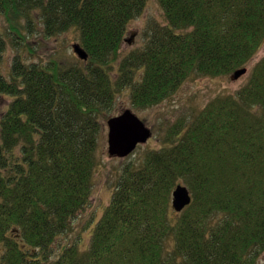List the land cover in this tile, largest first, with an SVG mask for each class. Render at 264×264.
Instances as JSON below:
<instances>
[{
  "label": "trees",
  "instance_id": "1",
  "mask_svg": "<svg viewBox=\"0 0 264 264\" xmlns=\"http://www.w3.org/2000/svg\"><path fill=\"white\" fill-rule=\"evenodd\" d=\"M147 0H0V264H254L264 251V57L233 95L126 162L87 249L52 245L88 204L117 96L147 109L191 74L228 75L264 41V0H158L165 26L121 56ZM78 35L88 58L27 62L35 36ZM191 202L170 206L176 185Z\"/></svg>",
  "mask_w": 264,
  "mask_h": 264
},
{
  "label": "rangeland",
  "instance_id": "2",
  "mask_svg": "<svg viewBox=\"0 0 264 264\" xmlns=\"http://www.w3.org/2000/svg\"><path fill=\"white\" fill-rule=\"evenodd\" d=\"M167 21L160 8L158 0H147L141 14L131 20L125 31L124 41L120 48V55L124 56L131 50L141 47L145 42L143 32L146 29L165 26ZM0 21V29H2ZM79 44L78 35L67 31L56 37L43 38L35 36L29 40L31 49L20 54L27 62L43 63L50 58H59L65 61L77 58L73 52V45ZM17 52L11 47L5 51L4 59L0 64L5 77L10 73L13 57ZM264 57V41L251 60L242 68L228 75L208 77L200 74H191L179 88L167 99L147 109L132 107L129 91L121 92L109 114L104 119V127L99 143V163L92 178V189L87 206L80 211L72 221L70 230L59 236L52 245V259L62 251V247L78 242L81 250L88 247L91 226L101 217L104 209L110 203L114 185L123 165L130 160L141 156L146 149H156L166 131L177 121L189 123L209 102L218 96L233 95L247 82L252 67ZM239 72V73H238ZM238 73V74H237ZM126 109H130L151 130V137L145 144L139 145L126 158L109 157L107 153L106 121ZM254 264H264V251L261 252Z\"/></svg>",
  "mask_w": 264,
  "mask_h": 264
},
{
  "label": "water",
  "instance_id": "3",
  "mask_svg": "<svg viewBox=\"0 0 264 264\" xmlns=\"http://www.w3.org/2000/svg\"><path fill=\"white\" fill-rule=\"evenodd\" d=\"M72 48L80 60H87V52L79 44H74ZM106 127L107 153L109 157H128L138 145L146 143L152 135L150 128L130 109L110 117L106 121ZM190 202L191 194L189 189L182 184L176 185L171 193L172 209L176 212H181Z\"/></svg>",
  "mask_w": 264,
  "mask_h": 264
}]
</instances>
